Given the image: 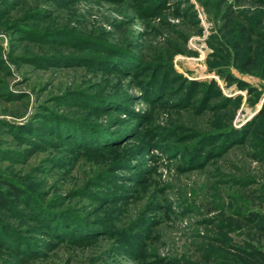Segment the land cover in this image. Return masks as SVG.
I'll return each mask as SVG.
<instances>
[{
	"label": "rangeland",
	"instance_id": "374dc122",
	"mask_svg": "<svg viewBox=\"0 0 264 264\" xmlns=\"http://www.w3.org/2000/svg\"><path fill=\"white\" fill-rule=\"evenodd\" d=\"M263 111L264 0H0V264H264Z\"/></svg>",
	"mask_w": 264,
	"mask_h": 264
},
{
	"label": "trees",
	"instance_id": "16d2710c",
	"mask_svg": "<svg viewBox=\"0 0 264 264\" xmlns=\"http://www.w3.org/2000/svg\"><path fill=\"white\" fill-rule=\"evenodd\" d=\"M242 33H243V36H248V30L247 29H245V28H243V31H241ZM261 116H264V111L263 112H261ZM7 185V191H5L4 192V194H0V205H2L3 207H7V201L9 200V199H12V198H10V197H6V195H17V196H21L22 195V192H21V190L17 187V186H15V184H13L12 182H8V184H6ZM247 218L249 219V220H253V215H248L247 216Z\"/></svg>",
	"mask_w": 264,
	"mask_h": 264
}]
</instances>
